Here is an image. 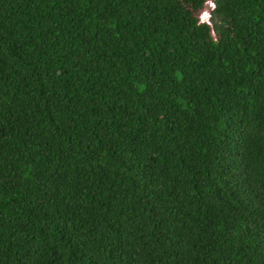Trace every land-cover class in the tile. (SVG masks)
Instances as JSON below:
<instances>
[{"label": "trees", "instance_id": "16d2710c", "mask_svg": "<svg viewBox=\"0 0 264 264\" xmlns=\"http://www.w3.org/2000/svg\"><path fill=\"white\" fill-rule=\"evenodd\" d=\"M0 0V264H264V0Z\"/></svg>", "mask_w": 264, "mask_h": 264}, {"label": "rangeland", "instance_id": "374dc122", "mask_svg": "<svg viewBox=\"0 0 264 264\" xmlns=\"http://www.w3.org/2000/svg\"><path fill=\"white\" fill-rule=\"evenodd\" d=\"M211 2H213V0H211ZM214 9L213 4H209L208 6H206L205 11L203 12V14L200 16V18L202 19L203 22H209V16L210 13L212 12V10Z\"/></svg>", "mask_w": 264, "mask_h": 264}, {"label": "clouds", "instance_id": "9594fccd", "mask_svg": "<svg viewBox=\"0 0 264 264\" xmlns=\"http://www.w3.org/2000/svg\"><path fill=\"white\" fill-rule=\"evenodd\" d=\"M212 4H213V2H212ZM213 6H214V8H215V4H213ZM209 18H210V16H209ZM209 18H208V19H209Z\"/></svg>", "mask_w": 264, "mask_h": 264}]
</instances>
